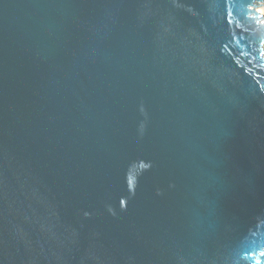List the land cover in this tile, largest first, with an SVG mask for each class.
<instances>
[{"label":"water","instance_id":"obj_1","mask_svg":"<svg viewBox=\"0 0 264 264\" xmlns=\"http://www.w3.org/2000/svg\"><path fill=\"white\" fill-rule=\"evenodd\" d=\"M264 0H0V264H264Z\"/></svg>","mask_w":264,"mask_h":264},{"label":"bare ground","instance_id":"obj_2","mask_svg":"<svg viewBox=\"0 0 264 264\" xmlns=\"http://www.w3.org/2000/svg\"><path fill=\"white\" fill-rule=\"evenodd\" d=\"M260 12L264 15V8L260 10Z\"/></svg>","mask_w":264,"mask_h":264},{"label":"rangeland","instance_id":"obj_3","mask_svg":"<svg viewBox=\"0 0 264 264\" xmlns=\"http://www.w3.org/2000/svg\"><path fill=\"white\" fill-rule=\"evenodd\" d=\"M264 16V15H263Z\"/></svg>","mask_w":264,"mask_h":264}]
</instances>
